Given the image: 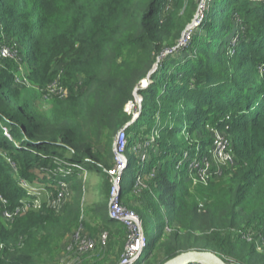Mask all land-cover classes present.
Listing matches in <instances>:
<instances>
[{"label":"trees","instance_id":"trees-1","mask_svg":"<svg viewBox=\"0 0 264 264\" xmlns=\"http://www.w3.org/2000/svg\"><path fill=\"white\" fill-rule=\"evenodd\" d=\"M184 3L0 0V48L15 45V56L0 61V264H60L57 248L80 227L95 239L109 232L103 257L92 259L116 264L121 255L108 256L123 251L126 230L109 217L108 201L83 206L78 179L112 167L99 163V143L111 152L122 127L134 153L121 199L128 206L137 191V213L148 215V253L137 264L189 250L264 264V0H215L179 45L193 18L184 20ZM155 62L150 84L139 88L140 114L128 123L124 105ZM56 86L64 97L51 92ZM213 130L229 137L236 161L202 186L201 210L190 200V164L205 155ZM63 183L72 187L57 209L51 201ZM37 192L46 197L40 207ZM27 203L12 220L2 216ZM222 219L235 230H217Z\"/></svg>","mask_w":264,"mask_h":264},{"label":"built area","instance_id":"built-area-1","mask_svg":"<svg viewBox=\"0 0 264 264\" xmlns=\"http://www.w3.org/2000/svg\"><path fill=\"white\" fill-rule=\"evenodd\" d=\"M200 22L201 21H199V24ZM186 32L187 30L184 32L179 45L184 43ZM191 34L192 32L189 34L190 39ZM14 48L15 45H3L0 48V61L3 59L13 58L15 56ZM51 92L56 93L59 97H64L65 95L64 89L59 86L52 88ZM130 104L132 103H129L128 106ZM126 110L129 111L127 108ZM213 133V141L209 152L213 156V162L216 169H210V163L208 162L209 158L206 156V154L202 158H195L190 164V174H196L205 184L209 182L210 177L214 172L220 171V167L226 165L232 166L236 161L229 137L218 130H213ZM116 137V146L114 144L115 151L113 153V165L108 170H106L108 172L107 176L109 177L110 184L108 215L111 219H115L120 222L126 230V243L124 246V251L122 252L116 264H137V262L143 258L142 255L148 249L149 243L142 218L137 212L126 207L121 199L124 176L129 167L132 156L126 154V149L128 147V136L124 127L118 132ZM136 150L140 151V147ZM140 152L141 164H144L145 161L148 160V154L146 150ZM27 185L30 187L29 183ZM62 186V193L51 201V205L57 209H60L63 206L64 199L70 194L71 185L63 183ZM33 190L38 191L37 188H33ZM48 193L49 192L46 193L47 196ZM43 196V194L41 196V193L37 192V196L34 199L35 207L41 206ZM1 200V202L5 201L2 198ZM29 207L30 205L27 203L26 205L15 210L5 209L2 211V216L6 220H12L16 215H19L21 212L29 209ZM108 242V231H103L100 233L98 238L95 239L91 237L89 233H87L82 227H80L72 236L71 243L68 247V252L69 254L89 252L91 259L93 256L103 257L105 251L107 250Z\"/></svg>","mask_w":264,"mask_h":264},{"label":"rangeland","instance_id":"rangeland-1","mask_svg":"<svg viewBox=\"0 0 264 264\" xmlns=\"http://www.w3.org/2000/svg\"><path fill=\"white\" fill-rule=\"evenodd\" d=\"M196 3H197V9L195 11L194 5H196ZM214 5H215V0H185L184 6L181 10V14H182L185 21H188L189 18H191L192 16H193V18L186 25L185 29L182 32L184 34V32L187 30L186 35H185V39H184V43L182 45H186L189 41H191L192 38L190 39L189 34L191 32L193 34L196 31V29L201 24V22L199 24V21H202V19L205 17V15H207V13L211 10V8ZM183 34L181 35L182 37H183ZM182 37L180 38V40L182 39ZM180 40H179V43H180ZM185 41H188V42H185ZM158 65H159V62L154 63V66L152 67L151 71L147 74V77L144 79H141L139 81L138 86L137 87L135 86L133 88L132 99L127 101V103L124 105V111L129 115V117H131V120L128 123H132L139 116L140 110H141L142 104H143V96L140 93L139 88H146L150 84L151 75H152L154 70L156 71V69L158 68ZM22 82L27 83V81L25 79H22ZM50 100L51 99H49L48 101H50ZM129 103H132V104H130L128 106ZM126 108L129 111H127ZM121 129H119L114 134L113 149L111 150V152H110V150H107V148H105V146L103 145L104 143L103 144L99 143V146L101 147V149L103 151L102 152L103 158L101 160H98L101 165H105L104 163L107 161H111V162L113 161V153L115 151V146H116L115 141L117 139L116 136ZM221 133H223V132H221ZM114 144H115V146H114ZM208 148H209V146L207 147V149ZM210 149H211V146H210L209 150L207 152H205V154L209 158L208 162L210 163V169L213 170V169H216V167H215L214 162H213V156L209 152ZM133 153L134 152L131 150H128V148L126 149V154H128L129 156L133 155ZM136 153L140 154L141 152L138 151ZM94 163L97 164L96 158H94ZM228 166H230V165H226V166H222V167H228ZM222 167H220V168H222ZM103 168L105 171L106 168L105 167H103ZM107 173H108L107 171L106 172L96 171V170H94L93 167L91 170H85L81 173V175L78 179V185L80 186V191L82 192V202H83L84 207H87V205H89L88 199L91 200V202H92V204H90V205H94L96 203H104L106 201H109V198L105 196L106 187L110 185L109 184V177L107 176ZM133 175H131V177ZM125 176H124V178H125ZM189 178H190L189 183H190V187H191L190 200L191 201H197V203H199V209L204 210L205 205L208 202V200L206 197H204V194H202L201 188H202V186H206V184L204 182H202L196 174H193V173L189 174ZM132 192H134V194L137 196H133V194L131 193L130 198L128 200V206H130V207L126 206L125 204L124 205L126 207H128L130 210L137 212V210H140L143 205L141 203L140 195L138 194V192L137 191H132ZM45 198L46 197H43V199H45ZM1 201L2 200L0 198V202ZM161 209L164 211L166 208L163 206ZM149 214L152 215V212H150ZM140 217H141V215H140ZM147 217H148V215H145L144 218L143 217H141V218L143 221H145V219H147ZM199 221H201L200 223L203 225L199 229L204 228L205 225L202 222L203 218L199 219ZM230 225H231V223L228 220L222 219V223H218V225H215V228L217 230L220 229L224 234H228V233H230V231L235 230V229H229ZM213 227H214V225H211V231H212ZM166 229H168V228H166ZM145 230H146V228H145ZM172 230H173V227L168 229L167 232H169V234L166 235L165 240L170 235ZM75 232L73 231V233L72 232L68 233L65 236L64 240L59 245V247L57 248V254L55 257V261H59L60 264H88V262H91V257H90L89 252L69 254L68 247L71 243L72 236L74 235ZM124 241L125 240H121L119 245L124 247L125 243H126V241L125 242ZM259 249H261V248H259ZM123 251H124V248H123ZM114 252L116 254H118V257L116 256V254L115 255L112 254V255L108 256V259L110 258L109 261L118 260L119 256L122 254V252L118 253L117 250H115ZM147 253H148V249L143 253L142 256L144 257ZM163 260H164V256L159 258V261L156 264H162ZM150 263H151V260H149L147 264H150ZM152 264H154L153 260H152Z\"/></svg>","mask_w":264,"mask_h":264},{"label":"water","instance_id":"water-1","mask_svg":"<svg viewBox=\"0 0 264 264\" xmlns=\"http://www.w3.org/2000/svg\"><path fill=\"white\" fill-rule=\"evenodd\" d=\"M164 264H238V263L227 262L221 257H219L213 251L189 250L186 252H182L181 254L167 260Z\"/></svg>","mask_w":264,"mask_h":264},{"label":"crops","instance_id":"crops-1","mask_svg":"<svg viewBox=\"0 0 264 264\" xmlns=\"http://www.w3.org/2000/svg\"><path fill=\"white\" fill-rule=\"evenodd\" d=\"M88 203L89 205L92 204L91 200L88 199ZM97 263L96 261H94L93 259H91V262H88V264H95Z\"/></svg>","mask_w":264,"mask_h":264}]
</instances>
